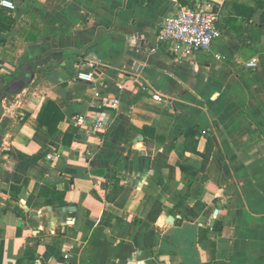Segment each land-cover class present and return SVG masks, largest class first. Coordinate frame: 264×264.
I'll list each match as a JSON object with an SVG mask.
<instances>
[{
    "label": "crops",
    "instance_id": "obj_1",
    "mask_svg": "<svg viewBox=\"0 0 264 264\" xmlns=\"http://www.w3.org/2000/svg\"><path fill=\"white\" fill-rule=\"evenodd\" d=\"M11 1L0 264H264V0H204L221 35L189 56L158 37L174 0ZM95 84L119 105L89 135Z\"/></svg>",
    "mask_w": 264,
    "mask_h": 264
},
{
    "label": "built area",
    "instance_id": "obj_2",
    "mask_svg": "<svg viewBox=\"0 0 264 264\" xmlns=\"http://www.w3.org/2000/svg\"><path fill=\"white\" fill-rule=\"evenodd\" d=\"M174 2L173 8L161 24L159 40L170 43L175 53L186 56L209 50L221 35L217 25L216 6L204 0L193 6L181 5L177 0ZM0 4L11 10L16 8L11 0H1ZM85 65L95 67L96 64L88 60ZM255 65V61L248 64L250 67ZM77 77L82 81L95 83V74L92 72L79 71ZM93 90L96 100L92 102V108L85 114H76L73 117L74 124L89 135L106 131L109 126L107 109H114L119 105L118 98L101 94L99 85L95 84ZM154 99L162 101V97L157 94Z\"/></svg>",
    "mask_w": 264,
    "mask_h": 264
},
{
    "label": "trees",
    "instance_id": "obj_3",
    "mask_svg": "<svg viewBox=\"0 0 264 264\" xmlns=\"http://www.w3.org/2000/svg\"><path fill=\"white\" fill-rule=\"evenodd\" d=\"M183 3H185L184 0H181ZM190 6H193V3L189 4ZM63 118V113L60 110V108L55 104V102L50 101L48 104V107L46 108L41 124L42 126H46L48 128V131L51 134H54L57 132V125ZM67 137V136H66ZM40 156H36L26 162V167L34 164L36 161L39 160Z\"/></svg>",
    "mask_w": 264,
    "mask_h": 264
}]
</instances>
